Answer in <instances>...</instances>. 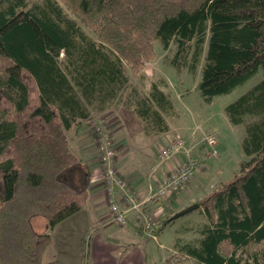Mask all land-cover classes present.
Instances as JSON below:
<instances>
[{
	"label": "trees",
	"instance_id": "obj_1",
	"mask_svg": "<svg viewBox=\"0 0 264 264\" xmlns=\"http://www.w3.org/2000/svg\"><path fill=\"white\" fill-rule=\"evenodd\" d=\"M157 41L176 45L179 71L204 61L199 88L211 101L264 69V0H0V264H42L52 234L34 218L53 229L87 204L92 167L73 129L124 105L146 133L170 130L166 81L146 89L131 78ZM225 109L245 126L247 158L197 200L202 236L167 264H264V78Z\"/></svg>",
	"mask_w": 264,
	"mask_h": 264
},
{
	"label": "rangeland",
	"instance_id": "obj_2",
	"mask_svg": "<svg viewBox=\"0 0 264 264\" xmlns=\"http://www.w3.org/2000/svg\"><path fill=\"white\" fill-rule=\"evenodd\" d=\"M78 20L90 34L94 35L93 31L81 19ZM156 51V59L146 63L143 76L135 75L131 72L132 81L146 89L153 81L161 83H163L161 80L166 81V84H162L163 88L171 95L174 103L175 113L167 117L173 128L164 137H159L161 140L164 138L165 141L155 143L152 150L154 152V154L152 153V158H155V162L161 161L159 156L160 145H167L176 135L185 138L189 145L187 146L191 150L199 149L203 159H206L208 163L215 162L214 166H212L213 170H215L213 176L210 179L207 177L205 179L206 182H202V179L197 177L195 184L191 187L192 190H196L203 183L205 189L202 192V197H204L222 182L232 178L235 172L239 171L240 162L247 158L242 146L246 135L245 126L231 123L225 107L261 81L264 78V69L262 66L259 67V70L254 75L237 85L230 92L216 95L211 101H207L199 88L204 61L201 62L196 72H191L188 69L179 71L171 62L176 51L175 44L165 49L157 41ZM105 119L115 126V120L110 121L111 117L106 116ZM91 126L90 130H92ZM74 130L71 131L73 147L80 156H84L85 150L79 147V143L82 145L87 139L91 141L92 137L81 138L76 141ZM204 131L217 132L219 136V153L216 156L206 157L207 154L204 156L197 143L198 138ZM191 132L192 135H190ZM188 135L190 136L187 137ZM80 150L81 154L79 153ZM182 151H185V149ZM192 157L195 159L201 158L193 155ZM220 158L222 161H217ZM201 164L202 162L200 161L199 167ZM91 165L93 168V174L91 173V175H100V170L97 169L99 167L98 160L95 159ZM218 170L222 171V182L217 179L220 177ZM213 179L215 180L211 181ZM162 201L164 200H160V202ZM173 202L174 200L170 199L164 206L162 205V209L165 207L162 212L158 210L157 214H159L160 220L171 218L176 212L185 208V206L182 207L183 204L179 205L180 203L176 204ZM107 206V202L100 204L99 221L86 230L82 240L80 238L81 234L74 231L68 223H63L54 230L47 226L45 217H35L33 221L36 229L51 232L53 238L52 246L46 252L44 264H97L98 259L103 261V264H167V257L182 254L180 247L183 244L187 242L196 243L198 241L202 236L201 230L207 222V216L198 207L174 218L156 237L144 233L139 235L135 232V236H119L122 226L115 223L110 225L106 223V220L111 217ZM174 208L176 209L175 211L173 210ZM94 227L96 231H92ZM68 237L70 239H66ZM87 240L89 245H91V254H89ZM92 244H95L97 252H93ZM185 264L197 263L195 259L190 258Z\"/></svg>",
	"mask_w": 264,
	"mask_h": 264
},
{
	"label": "crops",
	"instance_id": "obj_3",
	"mask_svg": "<svg viewBox=\"0 0 264 264\" xmlns=\"http://www.w3.org/2000/svg\"><path fill=\"white\" fill-rule=\"evenodd\" d=\"M105 116L111 117L112 119H110V121L115 120V126L114 124L112 125V123L111 125H112L113 140L117 150L116 165H117L118 173L119 175L129 180L131 186L135 189L137 195L140 198L149 197L151 193L158 187L159 182L165 176H167L172 169L180 166L181 163L188 158V156L193 155L196 156L197 158L201 157V153L199 152V149L197 150L195 148L191 150V148L188 147L189 145L187 143L188 146L186 145L185 151H180L179 153L175 154L173 157H171L168 160L155 162L154 161L155 158L154 159L152 158V153L154 154V152L152 151L153 146H155V143H158V141H165L164 138L161 140L159 139V137H164L166 133H169L171 131L173 125L171 124L170 121L169 122L171 128L169 131L162 133H146L144 131L143 124L139 116L135 113L133 109H129L124 105H118V106L114 105L110 107L108 112H106ZM90 126L91 124L87 123L75 128L73 132L74 138L76 139V141H78L81 138L87 139L88 137H92L91 141L87 139V141L84 144L82 143L81 145L79 143V147L82 150H85V154H84L85 157L84 156L82 157L90 165L95 161V159L98 160L99 167L97 169L100 170L101 174L91 175L90 196L87 204L75 214L60 221L53 228L54 230H56V228L62 225L63 223H68L69 226H71L74 231H77L79 232V234H81L80 235L81 240L84 238L86 230L89 227L91 228L93 225L96 224L97 221H99L100 204L102 202L105 203L107 202L104 184H103V177H102L103 168L100 162L98 141L93 130H90ZM190 135H192V132L190 133ZM190 135H188L187 137H189ZM220 144H221V137H220ZM160 146H161L160 148L163 147V145ZM79 153L81 154V150ZM199 160L202 162V164L200 167H198L196 175L190 182L185 183L179 188H177L168 199L162 202L155 200L149 201L146 204V209L149 210L151 209L157 213L159 211L162 212L164 210L165 207L162 209V205L164 206L165 203L170 199L174 200L176 204L180 203L179 205L183 204L182 207L183 206L186 207L189 204L195 202L196 200L202 198V192L205 189V185L202 183L201 184L202 186L198 187L196 190H192L191 187L195 184L197 177L198 178L200 177L202 179V182H206L205 179L207 177H209L210 179L213 176L215 170H213L212 166H214L215 162L213 161L212 163H208V161H206V159H203L202 157ZM217 161L221 162L222 160L220 158ZM218 173L220 174L219 178L221 179L219 178L217 179L220 180L219 182H222L223 180L221 176L222 171L220 170ZM214 180L215 179L211 181ZM107 207L109 208L108 212L111 214L109 205ZM173 210L175 211L176 209L174 208ZM108 220H106L107 224L109 225L113 224V223H108L107 222ZM119 232H121V234H118L119 236L128 235L129 237H131L130 235L135 236L134 232L139 235L144 233L147 235H153L154 237L158 235V234H154L153 232L151 233L144 230L135 219L133 212L129 213V224L126 226H122L121 231ZM66 239H70V238L68 237ZM52 243H53V238L46 252L52 246ZM87 244L89 246V254H91L90 251L91 245H89L88 240H87ZM92 245H93V252H97V248L95 244ZM46 252L42 264H44V262L46 261ZM97 264H103V261L98 259ZM124 264H128V263H124Z\"/></svg>",
	"mask_w": 264,
	"mask_h": 264
},
{
	"label": "built area",
	"instance_id": "obj_4",
	"mask_svg": "<svg viewBox=\"0 0 264 264\" xmlns=\"http://www.w3.org/2000/svg\"><path fill=\"white\" fill-rule=\"evenodd\" d=\"M92 128L98 141L100 162L103 168V184L106 201L110 207L111 217L108 223L119 226L129 224V213L133 212L139 225L148 232L160 224L157 213L146 209V204L151 200H166L172 193L185 183L190 182L200 165V160L192 155L172 169L160 182L158 187L147 198H140L129 180L119 175L116 165L117 150L113 140L112 130L107 121L102 118H94ZM201 151L206 157L216 156L219 153V136L217 132L204 131L197 141ZM187 141L181 136L174 137L160 150L161 161L173 157L185 149ZM93 228L92 231H94Z\"/></svg>",
	"mask_w": 264,
	"mask_h": 264
},
{
	"label": "water",
	"instance_id": "obj_5",
	"mask_svg": "<svg viewBox=\"0 0 264 264\" xmlns=\"http://www.w3.org/2000/svg\"><path fill=\"white\" fill-rule=\"evenodd\" d=\"M199 206H200V204H199L198 202H195V203H193V204H191V205L185 207L184 209H182V210L176 212V213L174 214V216H172V218L179 217L180 215H183V214H185V213H187V212H190L191 210H193V209H195V208H198Z\"/></svg>",
	"mask_w": 264,
	"mask_h": 264
}]
</instances>
